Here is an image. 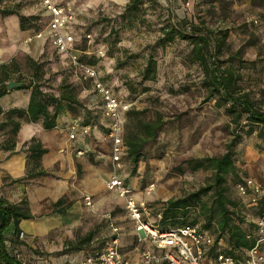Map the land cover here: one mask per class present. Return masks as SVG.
Listing matches in <instances>:
<instances>
[{
    "label": "rangeland",
    "instance_id": "374dc122",
    "mask_svg": "<svg viewBox=\"0 0 264 264\" xmlns=\"http://www.w3.org/2000/svg\"><path fill=\"white\" fill-rule=\"evenodd\" d=\"M58 1L74 14L72 22L76 39L91 35L88 38L92 50L88 58L95 62L102 79L131 104L133 112H145L143 116L125 117L124 134L134 127L140 117L152 120L159 114L164 120L155 141L143 148L136 172H131L127 159H124L121 171L128 184L135 188L136 197L148 201V222L157 224L162 205L168 199L196 191L212 178L211 170L200 168L191 171L188 161L221 156L226 152L234 130L224 108L216 107L214 99L206 98L202 71L189 58L190 43L176 39L160 47L158 39L163 35L160 30L181 21H203L209 28L228 30L226 52L221 58H230L233 66L239 68V84L246 91H251L258 100L264 99V0H220L212 4L209 0H152L143 6L141 22L131 30L123 27L124 23L119 18L128 0ZM40 4V0H0V11L16 10L21 15L37 17L40 32L47 27V13ZM2 28L3 22L0 20V66L8 64L12 69V60L15 59L22 67L21 74L9 73L11 81L19 76L22 81L25 80L29 69L27 58L39 60L43 64L42 84L47 90L57 93L62 80H67L80 88L79 97L84 103L90 102L92 91L89 82L71 66L65 55L57 54L47 41L27 43L24 38L21 47H16L13 54L12 36ZM111 29L117 31V36L111 33ZM149 56L156 61L157 77L154 82L141 84L138 73ZM56 130L58 133L53 134L52 142H63L64 145H58L59 148L54 149L56 152L51 155L59 154L62 158L54 166L42 167L48 176L28 180L26 186L33 184L38 187L56 179L63 181L62 197L73 205L79 202L84 210L83 213L76 211L71 214V219L75 216L78 218L77 223L72 222L68 226L59 224L46 238L33 237L24 232V237L19 239L23 244L21 258L26 264H35L39 259H52L51 264H62L79 257L82 251L101 250L116 236L122 253L129 257L140 254L146 248L153 249L151 240L136 232L127 216L124 200L107 188L109 156L98 152L92 156L88 152L77 156L73 151L66 156L65 147L72 145L67 140L66 127L61 124L53 131ZM257 133L254 131L243 138L241 145L235 148L233 159L237 175L230 174L225 181L229 196L239 201L248 221L254 219L257 213L250 207L252 203L249 197L241 195L236 186L242 178L264 177V140L257 137ZM85 164L93 168L94 174L99 172L104 176L102 184L90 183ZM151 183L155 184V190L145 197L144 190ZM92 188L95 193L89 190ZM87 193L93 199L91 209L84 204L83 198ZM211 194L204 196L203 200L209 202ZM100 196L101 200H98ZM52 203L48 199L41 202L37 207L42 212L40 214H49ZM107 214L118 228L117 234L110 227ZM202 224L203 219L199 217L197 225ZM90 231L94 232V236L84 250L68 251L67 241L78 236L81 238Z\"/></svg>",
    "mask_w": 264,
    "mask_h": 264
},
{
    "label": "trees",
    "instance_id": "16d2710c",
    "mask_svg": "<svg viewBox=\"0 0 264 264\" xmlns=\"http://www.w3.org/2000/svg\"><path fill=\"white\" fill-rule=\"evenodd\" d=\"M149 1L152 0H128L119 15L120 22L124 23L123 27L131 30L141 22L143 6ZM209 1L212 4L220 0ZM59 5L61 4L59 3ZM0 13L2 16L17 15L22 32L28 31L31 35L39 32L40 24L37 22V17L24 16L16 10H3ZM48 20L49 15L47 14V23ZM73 24L72 22L69 27L74 37L79 60L98 71L95 62L88 58V53L92 50L91 40L88 38L91 35H83L80 40H77L74 36ZM160 31L163 34L158 39L160 47H164L176 39L190 43L189 58L202 71L204 76L202 84L207 91L206 98L214 99L216 107L224 108L226 115L230 117L231 124L234 125V130L232 140L227 144L226 152L221 156L188 161L191 171L200 168L211 170L210 182L196 191L168 199L162 205L159 213L160 220L157 224L155 222L151 224L161 231H168L185 225H197L200 217L203 219V224L199 226L200 230L208 232L214 237L213 244L205 249L203 264H217L219 254H224L233 264H245L247 252L254 246L257 239L256 220L264 210V198H259L257 203L250 204L257 215L248 221L241 211L239 201L229 196L225 181L228 175H237L233 157L235 148L241 145V140L253 134L254 131L258 132L257 137L264 140V99L258 100L254 98L251 91H246L239 84L241 80L239 68L236 69L233 66L230 58L226 60L221 58L226 52L228 30L209 28L203 21L198 23L181 21L162 27ZM111 33L114 36L118 34L114 29H111ZM44 41L51 45L50 40ZM54 50L56 51V49ZM57 54L62 56L58 52ZM93 56L95 55L93 54ZM238 60L243 64L240 58ZM27 61L29 65L27 77L22 81V77L19 76L14 82H24L22 87L15 90L29 91L28 104L26 108H12L5 113L0 105V136L4 137L0 150L16 153V137L24 124H36L45 131H53L61 124L67 129L71 122L77 121L82 127L88 126L90 131L85 135L80 133L76 141L73 142V148H82L84 152H88L89 156L98 152L110 157L111 144L107 138L109 121L104 117V103L101 97L92 91L89 97L90 102L84 103L79 97L80 88L67 80H62L57 93L47 90L42 84L43 64L39 60L31 58H27ZM71 70L73 69L71 68ZM10 72L19 74L22 72L21 64L15 59L12 60V69L8 64L0 66V99L9 92L7 84L11 82ZM138 76L141 84L156 80L157 64L153 56H149ZM100 79L110 88L121 104H129L128 109L124 112L125 117L145 114L144 111L133 112L131 104L127 100H123L115 88L106 83L101 76ZM85 81L89 82L92 88V82ZM100 118L102 122L99 123ZM243 121L245 125H243ZM163 126L164 120L161 115L157 114L156 118L152 120L140 117L134 127L126 131V134L123 131L126 148L125 159L130 162L133 174L137 170L143 148L155 141ZM19 152L24 153L26 157V171L24 177L13 180L12 183L26 186L28 180L33 181L48 176V173L42 168V160L49 153V149L38 137L33 136L25 141ZM121 178L128 184L122 173ZM247 178H253L264 184V177ZM240 180L238 184L243 182V178ZM210 192H212L211 200L204 201L203 197ZM70 207H72V202H68L66 198L62 197L52 203L51 213L64 215ZM38 217L31 214L26 197L15 203L0 196V264H26L20 254L23 245L19 241V235L22 232L20 224ZM93 236L94 232L90 231L81 238L78 236L74 240L67 241L68 251L84 250ZM104 248L88 252H101ZM51 261L52 259H39L35 264H51Z\"/></svg>",
    "mask_w": 264,
    "mask_h": 264
},
{
    "label": "built area",
    "instance_id": "2783aa9c",
    "mask_svg": "<svg viewBox=\"0 0 264 264\" xmlns=\"http://www.w3.org/2000/svg\"><path fill=\"white\" fill-rule=\"evenodd\" d=\"M43 9L49 15L45 30L27 37L26 42L33 40H50L56 51L65 55L71 66L78 71L84 80L92 82L90 91L96 92L104 103V117L109 121L107 135L111 144L110 172L107 178V188L115 192L124 200L129 220L137 233L151 240L153 249L146 248L141 252L138 260L125 256L120 248L119 239L116 236L101 252L79 253V257L66 260L62 264H203L205 249L214 242V237L208 232H202L198 225H185L168 231H161L148 222L150 208L146 199L137 198L135 188L126 184L121 178L124 166L126 148L124 146L123 131L124 112L129 104H121L110 88L100 79L98 71L83 64L79 60L75 48L74 37L70 30L74 14L71 9L59 5L58 0H40ZM89 37V36H88ZM85 92H89L85 90ZM90 128L82 127L77 121L71 122L67 129L69 143L76 141L78 135L88 134ZM77 156H83L84 150L70 147ZM239 193L249 197L252 204L259 198H264V184L253 178H246L237 185ZM155 190V184H149L144 190V196L149 197ZM84 204L87 208H93V199L90 195L84 196ZM257 239L254 246L247 252L245 264H264V210L256 220ZM110 227L117 234L118 228L113 221ZM24 237V232L19 235ZM217 264H233L232 261L219 254Z\"/></svg>",
    "mask_w": 264,
    "mask_h": 264
},
{
    "label": "crops",
    "instance_id": "0c3cea01",
    "mask_svg": "<svg viewBox=\"0 0 264 264\" xmlns=\"http://www.w3.org/2000/svg\"><path fill=\"white\" fill-rule=\"evenodd\" d=\"M0 17L1 22H3L2 29L5 30L9 34V36H12V53L14 54V50L17 49L16 47H21V40L27 39V37L31 34L25 31L22 32L20 30L19 18L17 15ZM21 91L23 90H11L2 99H0V105L4 113L12 110V108H26L29 100V93L27 91ZM54 133H58V131L56 130L51 133V131L43 130L39 125L24 124L22 125L18 133V142L16 143L15 147L16 153L12 154L10 153V151L0 150V196L6 198L10 202L15 203L19 202L23 197H26L31 214L33 216L37 215L35 217L41 215V217L37 219L31 221H23L20 224L22 232H25L26 234H32L33 237L46 238L47 235L52 230L57 228L59 224V226H68L72 222L73 224L77 223L78 218L75 216L76 218L73 217L71 219V214L73 212L77 213L76 211H80V213H83L84 210L79 202H75V204H72V207H70L64 215L54 213L52 214L51 212L49 214H40L42 212L39 211L37 207L41 202L46 199L55 202L59 198H62V196L64 195L62 194V191L65 185L63 181H58L57 179L54 181H46L44 182V185L42 184L38 187H35L33 184L23 186L12 183L13 180L20 179L25 175L26 157L24 153L19 152V149L21 148L23 143L29 140L31 137H38L42 141L44 146L49 149V153L42 160V165L45 169L56 165V161L62 158L59 154L51 155L56 152L54 149H57L59 148V146L61 147L62 145H64L63 142H61L60 144L52 142L51 137ZM3 141V136H0V146L2 145ZM73 146L74 144L72 143L71 147ZM65 149L66 156H69L71 153H73L71 152L70 147H65ZM83 159L84 158H81V160ZM81 164L83 163L81 162ZM85 167L87 174H89L87 179L90 178V183L94 185L102 184L104 176L97 171V174H94V171H92L93 168L88 164H85ZM88 188H90V185H88ZM93 189L94 188L89 189L91 190V193H95V190ZM87 195L91 194L87 193ZM98 200H101V196ZM106 218L109 224L111 221H113L110 214H107ZM123 254L133 260H138L141 255L140 253L137 255H133V257H129L127 254Z\"/></svg>",
    "mask_w": 264,
    "mask_h": 264
},
{
    "label": "water",
    "instance_id": "95a60500",
    "mask_svg": "<svg viewBox=\"0 0 264 264\" xmlns=\"http://www.w3.org/2000/svg\"><path fill=\"white\" fill-rule=\"evenodd\" d=\"M24 83L11 81L7 84L8 91L22 87Z\"/></svg>",
    "mask_w": 264,
    "mask_h": 264
}]
</instances>
